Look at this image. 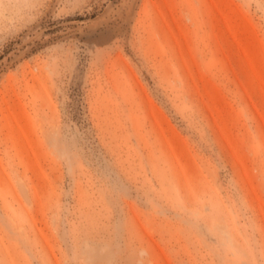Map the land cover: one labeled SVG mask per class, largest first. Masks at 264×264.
Masks as SVG:
<instances>
[{"label": "rangeland", "instance_id": "obj_1", "mask_svg": "<svg viewBox=\"0 0 264 264\" xmlns=\"http://www.w3.org/2000/svg\"><path fill=\"white\" fill-rule=\"evenodd\" d=\"M0 264H264V0H0Z\"/></svg>", "mask_w": 264, "mask_h": 264}]
</instances>
